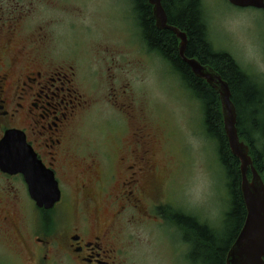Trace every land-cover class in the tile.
Segmentation results:
<instances>
[{
    "label": "rangeland",
    "instance_id": "374dc122",
    "mask_svg": "<svg viewBox=\"0 0 264 264\" xmlns=\"http://www.w3.org/2000/svg\"><path fill=\"white\" fill-rule=\"evenodd\" d=\"M201 3L214 50L229 53L264 88V10L236 8L226 0ZM0 10V27L8 19L18 25L14 43L41 31L48 42L46 55L42 50L41 55L53 62L50 66L72 67L75 72L76 89L87 100L72 142L78 145L77 154L94 156L103 167L108 163L101 161L102 155L110 154L116 172L126 148L122 151L115 140L130 145L140 126L152 137L161 185L142 211L123 212L116 262L201 264L200 256H190L192 244L184 241L181 228L160 209L189 214L224 234L230 202L218 141L206 134L201 103L170 65L144 45L133 4L125 0H0ZM86 176L100 181L93 186L100 191L101 167ZM64 190V199L67 195L72 200L76 189ZM110 190L114 189L96 195L103 208L102 222L111 216L110 198L104 202ZM6 241L0 234V264H18Z\"/></svg>",
    "mask_w": 264,
    "mask_h": 264
},
{
    "label": "flooded vegetation",
    "instance_id": "af4514ba",
    "mask_svg": "<svg viewBox=\"0 0 264 264\" xmlns=\"http://www.w3.org/2000/svg\"><path fill=\"white\" fill-rule=\"evenodd\" d=\"M2 19L0 10V23ZM7 21L0 27V139L9 129L23 132L37 159L52 171L61 195L51 208L38 206L21 173L0 169V234L7 240L6 249L18 264H118L122 214L142 211L161 185L152 137L140 126L134 143L115 140L122 151L126 148L116 172L110 154L101 158L108 163L106 173L104 163H96L94 156L77 154L78 145L72 142L87 100L76 89L75 72L72 67L50 66L53 62L41 55V50L46 55L48 44L41 31L14 43L18 25ZM154 53L172 69L169 58ZM172 70L185 86L180 73ZM98 165L103 177L100 191L93 189L100 181L86 176H93ZM64 189H76L72 200L66 194L64 199ZM104 189L114 190L104 197V202L110 198L112 208L102 222L103 208L96 195Z\"/></svg>",
    "mask_w": 264,
    "mask_h": 264
},
{
    "label": "trees",
    "instance_id": "16d2710c",
    "mask_svg": "<svg viewBox=\"0 0 264 264\" xmlns=\"http://www.w3.org/2000/svg\"><path fill=\"white\" fill-rule=\"evenodd\" d=\"M133 9L141 30L142 41L149 51L171 60L172 69L182 76L185 86L201 103L206 134L218 141L219 161L223 166L229 193V208L225 212L224 234L219 229L199 222L194 216L161 208L165 218L178 225L184 241L192 244L190 256L201 259V264H225L226 254L239 233L246 216L241 194L239 160L231 153L223 129L218 93L203 79L197 78L187 63L178 55L177 37L168 30L155 26L152 6L148 0H133ZM168 24L185 31L187 57H194L210 65L229 84L231 100L236 107L237 129L240 139L249 146L255 169L264 179V153L256 151L250 142V133H264V88L248 74L227 52L214 50L202 12L201 0H162ZM250 175V173H249ZM196 258V257H195Z\"/></svg>",
    "mask_w": 264,
    "mask_h": 264
},
{
    "label": "water",
    "instance_id": "95a60500",
    "mask_svg": "<svg viewBox=\"0 0 264 264\" xmlns=\"http://www.w3.org/2000/svg\"><path fill=\"white\" fill-rule=\"evenodd\" d=\"M236 8L264 10V0H226ZM158 29L172 31L178 41L180 57L193 74L208 83L219 95L223 129L231 153L239 160L240 189L246 210L245 220L227 251L225 264H264V180L255 169L249 146L240 139L237 129V112L231 100L229 84L210 65L202 64L185 55L188 36L176 26L168 24L162 0H148ZM0 169L8 173H21L28 191L38 206L51 208L60 199V189L52 171L37 159L23 132L6 130L0 139ZM248 172L251 176L248 177Z\"/></svg>",
    "mask_w": 264,
    "mask_h": 264
},
{
    "label": "clouds",
    "instance_id": "9594fccd",
    "mask_svg": "<svg viewBox=\"0 0 264 264\" xmlns=\"http://www.w3.org/2000/svg\"><path fill=\"white\" fill-rule=\"evenodd\" d=\"M250 142L256 151L264 153V133L252 131L250 133Z\"/></svg>",
    "mask_w": 264,
    "mask_h": 264
},
{
    "label": "snow or ice",
    "instance_id": "6c2138e0",
    "mask_svg": "<svg viewBox=\"0 0 264 264\" xmlns=\"http://www.w3.org/2000/svg\"><path fill=\"white\" fill-rule=\"evenodd\" d=\"M133 0H125V3H132Z\"/></svg>",
    "mask_w": 264,
    "mask_h": 264
}]
</instances>
